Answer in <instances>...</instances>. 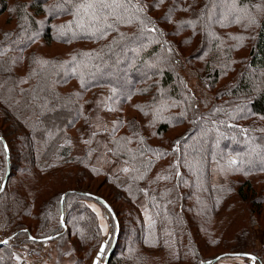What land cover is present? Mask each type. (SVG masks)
Here are the masks:
<instances>
[{"label": "trees", "instance_id": "16d2710c", "mask_svg": "<svg viewBox=\"0 0 264 264\" xmlns=\"http://www.w3.org/2000/svg\"><path fill=\"white\" fill-rule=\"evenodd\" d=\"M205 2L206 0H185V3H180L175 0L174 3V0H164L159 3L158 0H135L134 8L142 5V10L136 13L137 19H134L138 28L135 36H138L143 28L144 37L149 39L150 43L153 41L152 47L140 55L137 66L153 64L162 69L161 61L165 60L170 64L165 71L158 70L154 75H162L160 87L168 94L165 95V100L175 102L177 107L181 106L182 116L179 123L172 122L173 125L181 124L188 130L178 140L179 143L176 142L179 147L191 148L197 138L198 141L207 139L212 143L217 139L219 149L231 148L237 153L236 156L241 154L243 158L247 146H264V128L259 130V127L251 123L256 117L264 119V11L257 19L255 42L247 56L242 59L239 70L236 69L237 78L227 80L230 83L225 82L224 87L220 85L221 90H217L221 84L220 72L218 69H210L209 72L214 59H205L206 52L199 58L198 52L191 59L188 56L183 58L182 64L193 67L195 64L192 62L197 59L205 62L203 68L195 69L196 76L201 77L207 73V78L211 79L207 87V91L211 93L203 95V103L206 106L203 110L200 107L202 104L190 105L183 92L184 80L177 75V65L182 59H178L179 51L173 48L171 43L174 32L165 24L173 18H178L179 22L189 17L192 18L189 22L196 24L187 29L200 34L202 28L198 26L197 19L201 17L200 11ZM250 3L246 1L244 7ZM58 4L69 6L62 12L52 13L44 29L40 28L37 17L47 15ZM212 4L211 0L206 8L210 10ZM78 9L77 0H29L13 3L9 0L0 1V16L7 13L8 23L14 19L12 29H0V51L4 53L0 56V64H3L5 69L0 72V84L3 85L0 87V124L6 126L3 128L0 125V157L3 155L7 163L8 153L4 140L12 163L10 176L15 169L14 147L10 135L17 136L27 144L28 154L25 179L20 183V188L25 194L12 190V179L10 182L8 180L9 185L7 183L8 186L0 193V234L2 231L9 232L7 238H11V242L0 244V264H18L15 252L25 249L29 250V258L38 257L42 252L41 248L52 242H57L59 247H68V255L72 256L73 264H83L93 252L97 255L103 241L99 239L100 227L96 214L83 204L84 211L79 209L84 213L82 223L80 221L76 227L69 223L73 211L71 198L94 201L105 207L103 203L87 195L99 197L111 207L114 226L118 227L115 229V233L119 231L118 242L108 264H216L214 260L222 255L247 254L257 257L250 252L252 226L258 223L255 216L262 214L264 201L263 195L256 196L257 191L251 179L225 181L219 186H213L209 182L213 159L206 160L205 164L203 159H197L198 164L194 165L196 152L191 151V164L185 167L177 161L176 150L170 153L167 149L149 145L148 140L141 134L137 136L140 140L133 146L125 136L115 154L113 150L116 146L112 147L111 154L114 157L116 155L127 160L128 171L122 176L111 177L93 168L87 151L83 156L74 154L69 131L82 121L86 123V115L83 113L79 97L91 89L100 90L105 86L116 85L106 80L89 81L85 74L95 72L104 65H114V61L121 52L123 53L124 46L129 43L124 30V25L128 22L114 23L111 29H105L107 36L103 38L79 35L76 33L77 25L81 21L87 25L88 16L83 9H79L77 14ZM57 13H61L58 18L69 17L70 20L54 27ZM139 18H145L149 23L142 24ZM109 22L112 23L111 20ZM177 26L180 27L178 24ZM153 27L156 29L154 32L150 31ZM61 30H68V35L62 36ZM69 30L75 32L69 33ZM42 39L49 45L54 41L64 46L68 44V64H64L63 59H46L36 48L38 41ZM81 41L101 43V47L90 51L81 50L78 48ZM201 43L197 45L198 51L202 52L205 43ZM176 45L180 49L184 43L177 42ZM131 72L136 76L135 70L131 69ZM151 80L137 77L130 86V93L122 96L119 89L111 90L114 92L112 98L117 100L123 109L146 117L150 109L161 101L158 93L152 90L153 85L146 87ZM72 82L79 85L80 90L74 87L68 90L66 87ZM234 118L238 121H249L251 125L247 129L230 123ZM12 120L13 125L7 127ZM117 123L137 127L135 133L141 132L139 127L143 124L141 120L130 115L120 117ZM170 126L168 122L160 125L161 133H166ZM201 133L206 137L201 138ZM186 152H190V149ZM202 155L207 156L205 153ZM243 162L244 160L238 161L235 169L229 167L225 172H236L235 177L246 175L241 171ZM199 163H202V166ZM74 169L79 170L81 175L88 172L93 177H103L108 185L123 194L132 204L136 219L134 216V219L130 218L125 222L121 211L117 210L110 199L85 190L80 186L82 182L76 177L71 188L64 192L66 188L62 187L74 180L70 177L77 175ZM252 173L256 174L253 171ZM193 174H198V177ZM58 185H61V188ZM57 186L58 195L43 202L39 201L38 196L47 195ZM142 196H145L148 207L152 209L151 217L154 220L149 219V224L145 223L146 220L139 211L138 202ZM116 199L120 200L121 196ZM69 201L71 204L66 222ZM28 218L33 222H28ZM63 221L66 228L62 224ZM126 229L131 235L128 249V245H124L123 236ZM47 238L52 240H43ZM30 246L37 248L32 249ZM207 248L221 252L210 258L204 254ZM257 258L260 261L259 257ZM93 261L90 264H93Z\"/></svg>", "mask_w": 264, "mask_h": 264}, {"label": "rangeland", "instance_id": "374dc122", "mask_svg": "<svg viewBox=\"0 0 264 264\" xmlns=\"http://www.w3.org/2000/svg\"><path fill=\"white\" fill-rule=\"evenodd\" d=\"M9 1L13 3L14 1L24 2L29 0ZM179 1L180 3H185V0ZM246 1L249 3L251 2V0H235V3L231 5V7L236 10L234 11V14L223 17L219 15L220 9H218V7L214 3L211 5L210 10H208L206 7L209 6L211 0L210 2L206 0V2L203 3L202 10L200 11L201 17H199V20L197 19L198 26H201L202 28L200 34L198 35L197 32L195 33L190 29H187L190 25L196 24L189 22V20L192 18L187 17L185 21L179 22H177L178 18H173L170 20V22L168 21V23L165 24L166 27L174 32L171 38V43L173 44V48L179 51L178 59H182L181 63L177 65V75H179L184 80V86H181L184 87L183 92L188 98L190 105L197 106L199 104H202L200 105V107L201 109L205 110L206 106L205 103H203V95H208L211 93V91H207V87L209 85L208 82L211 79L207 78V73H205L201 77L196 76L195 69H201L204 67L203 63L205 62H203L202 59H197L196 61L192 62L195 64V66L193 67V65L191 66L188 64H182L184 62L183 58H185L186 56L191 59L198 52V56H196L197 58H199L200 55H204L206 52L205 59H214V62L210 65L209 72L210 69H218V71L220 72L221 84H219L218 87L227 82V80H233L237 78L238 75H236V69L238 68L239 70L242 59L247 56L249 50L255 42L258 31V28L256 26V24H258L257 19L260 17L259 14L264 11V0H253L249 6L244 7ZM63 5L64 7L62 6V4H58L56 5V7L54 6V8H52L50 13H48L47 15L44 14L43 16L37 17L38 21L40 22V28L44 29L45 23L52 13L62 12L69 6L68 4ZM212 10H214V15L212 14ZM60 14L61 13H57V20L53 22V25H55L54 27L66 24V22L70 20L69 17L68 19H65V17L58 18ZM161 14L162 12L157 15L159 16ZM177 24L180 25V27L177 26ZM175 25L177 27H175ZM13 26L14 19L12 18L11 22L8 23L7 13L0 16V29L9 30L12 29ZM124 26V30L126 31L127 36L126 39L129 41V43L124 46V50H122L123 53L121 52L119 56L120 58L118 57L114 61V65H104L100 69L97 68L98 70H96L95 72H89L85 74V77L89 81L106 80L116 85L115 87L105 86L100 88V90L91 89L90 91L85 92L81 97H79L81 107L83 108V113L86 115L84 118L86 123H83L82 121L77 124L74 129H71L69 131L72 145L75 151L74 154L83 156L87 152H89V158L91 159V166L93 168L103 171L111 177L122 176L126 173L125 171H123V169H128L127 163H125V161L127 160L122 159L121 157L116 155L114 157L111 154L112 147L114 148V145L117 147H115L113 150L115 154V152L119 149L120 142L124 139L125 136L129 139L130 145L133 146L140 140V138L137 136L141 134L143 137H145V139L148 140L147 143L149 145L161 149H167L170 153H173L174 150H176L177 152L175 153V157L177 161H179V163L184 165L185 167H188L191 164V151L196 152V155L194 156H196L197 158L195 159L194 165L198 164V162H196L197 159H203L204 164L206 160L213 159L214 161L211 163L209 173V182L213 186H219L225 181L232 182L234 180L237 182L239 179H251L257 191L256 196L260 197L261 195H263L262 197L264 201V146H247L243 158L241 154H238V156H236L237 153H235L231 148H227L224 150L219 149L217 139L214 141V143H212L207 139L198 141L197 138L191 148L190 146H184L182 148L181 146L179 147L176 142L180 138H182L183 135L188 131L185 126H182L181 124L173 125L172 123L173 121L179 123L182 116L180 112L181 106L177 107L178 104H175V102L172 101V103H170L165 100L164 97L168 94H165L166 92H164L160 87V80L162 78V75H154V72L157 73L158 70L165 71L167 67H170V64L167 63V61L163 60V62L161 61L162 69L158 66H154L153 64H144L143 66L138 67L137 62L140 58V55H142L144 51L149 50L152 47L153 41L152 43H150L151 41L145 38L142 40V42L136 41L135 43H133L132 38L135 37V33L138 30V28H136L135 21L132 20ZM91 27L93 26L89 24H87L83 29L77 26L76 33H79V35L81 36H99L97 28ZM70 32L74 33L75 31L69 30V33ZM86 33L89 35H87ZM93 33L96 34L93 35ZM60 34L62 36L65 34L68 35V30L65 32L64 30H61ZM106 36L107 35H104V37ZM177 42H183L184 45L181 46L180 49H178L176 45ZM198 43H205L202 52L198 51ZM60 44L61 43H57L54 41V43L49 45L42 39L38 41V45L36 46V48L41 54H43L44 57H46V59H51L54 61L63 59V63L68 64V61L70 60L68 59V44H66L65 46ZM100 47L101 43L85 41H81L78 43V48L86 51L99 49ZM71 54L73 55V51H71ZM133 64L134 66H132ZM131 69L135 70L136 76H134L132 72L130 73ZM18 71L20 72V70ZM234 72L236 76L233 75ZM137 77L141 79L148 78V80L152 79L146 84V87H151L153 85L154 87L152 88V90L156 91L158 93V97L161 99V101H159L155 105V107L152 108V110L150 109V112L147 113L146 117L141 116L137 112L123 109L121 104H119L117 100L112 98L114 92H112L111 90L119 89L122 96L130 93V86ZM78 86L79 85L72 82L66 88L69 90L71 87H74L75 89L80 90V86ZM140 87L141 84L137 89L139 90ZM179 88L181 89V87ZM221 89L222 87L218 88L217 90ZM183 92L181 90L182 95ZM128 115L142 121L143 124H140L141 127H139L141 128V132L135 133L137 127L130 126L128 124L121 125L117 123L120 117H126ZM254 121L256 122L253 123ZM165 122L170 123L171 126L168 128V131L166 133L162 134L159 126ZM230 123L247 129L251 125L249 121H238L235 118L232 119ZM251 123L255 127H259V130H262L264 128L263 118L256 117L251 121ZM0 125L3 128L6 127L5 124ZM11 125H13V120L12 123H9V125H7V127H11ZM77 131H80V133L78 134ZM204 136V134H200L201 138H204ZM10 139L12 140L11 142L14 147L13 164L15 166V169L13 171V174L10 176L9 182L12 179V190L15 189L18 193L25 194L22 188H20V183L25 179L24 171L28 160L26 148L27 144L23 142L22 139H19L14 135H10ZM166 141H168V143ZM86 143L89 145L86 146ZM166 143L167 145H165ZM230 147H232V145ZM189 149L190 152H186ZM202 153L207 154V156L204 157ZM233 160L236 161L235 164L231 163V161ZM240 160H244L241 171L245 172L246 175L242 174L239 175V177H235L236 172H225V170H229V167L235 169L237 166V162ZM7 163L4 156L2 155L0 157V184H3L2 182L7 175ZM200 165L202 166V163ZM195 170L198 171L197 169ZM74 171H76L77 175H73V177H70V179H74V177H76L77 180L82 182L80 186L85 190H88L94 194L104 195L105 197L110 199L117 210L121 211L125 222H128L130 218L134 219L135 213L134 209H132V204L128 202L125 197H123V194L118 192L114 187L108 185L104 181L103 177H93L87 171L86 172L88 174L85 173L83 175H81V172H78L79 170L74 169ZM252 171L256 174L252 175ZM193 176L198 177V174H193ZM74 181L75 179L70 180L67 185H64L62 187V189L66 188L64 192H66L69 187L71 188V185L74 183ZM58 186L61 188V185ZM58 186L55 190H52L47 195L38 196L39 201L43 202L45 200H48L49 197L58 195ZM120 196L121 199L117 200L116 198ZM70 201L73 202V211L70 214L69 223H73L74 227H76V225H79L81 220H84V213L80 212L82 210H79L83 209L84 211L85 206L83 204L87 205L96 214L100 227L99 239L103 242H107L108 244L106 253L100 261V264H104L105 257L114 244V238L117 233H115V229L118 228L117 226L116 228L114 226V221L112 219L113 216L110 212H108L106 207L99 205L97 202L82 200L81 198L79 200L71 198ZM70 201L66 211V222H68V210H70L69 207L71 204ZM138 204L140 206L139 211L143 215L142 218H145V223L147 222L146 224H149V219L151 221H153L154 219L151 217L152 209L148 207L145 196H142ZM255 218L258 220V223H256L255 226H252V250H250V252L256 254L257 257H259L260 261L257 260L256 264H264V202L262 204V214H259L258 216L256 215ZM131 221L134 222V220L132 219ZM28 222H33V220L28 218ZM64 227L66 228V226ZM58 229L61 230L59 226ZM8 235L9 232L6 233L5 231H2L0 234V239L3 240L6 238L4 241L8 240L9 243L11 242V238H7ZM123 236L124 245H128L126 248L128 249L129 243L131 242L130 232L126 229L125 235ZM73 241H75V238H73ZM29 248L36 249L37 247L30 246ZM41 250L42 252L38 254V257L34 256L33 258H29L27 256V252H29L28 249L17 251L15 252V260L18 264H26L25 262H27L28 264H73V258L72 256L68 255L67 246L59 247V245H57V242H52L51 244L42 247ZM219 252L221 251L212 248H207V250H204V254H206L210 258L215 257ZM121 253L122 250L120 251L119 256L121 255ZM95 257L96 255L93 252V254L86 258L83 264H90ZM216 264H253V262L249 259L238 257L223 258Z\"/></svg>", "mask_w": 264, "mask_h": 264}, {"label": "snow or ice", "instance_id": "6c2138e0", "mask_svg": "<svg viewBox=\"0 0 264 264\" xmlns=\"http://www.w3.org/2000/svg\"><path fill=\"white\" fill-rule=\"evenodd\" d=\"M79 4V9H83L88 16V24L95 27L96 25H100L99 28H97V32L99 33V36L97 38H103L105 35V29H111L114 26V23H120V22H131L134 19H137L136 13L142 10V5L139 7L134 8V2L135 0H77ZM159 3H163L164 0H158ZM212 2L220 9L219 15L223 17H227L229 15L234 14V10L231 5L235 3V0H212ZM175 3V0H174ZM227 6V7H222ZM155 7V5H153ZM79 9L77 14H79ZM174 10V8L172 9ZM186 10V9H185ZM171 14V10L169 15ZM237 18V17H234ZM140 22L142 24H147L149 21H147L145 18H139ZM112 21L110 23L109 21ZM78 27L85 28L86 25L83 21L79 22ZM150 31H156V29L153 27L150 29ZM96 33H93L95 35ZM144 29H140V34L138 36H135L132 38V42L135 43L136 41H141L144 39ZM4 53L0 51V56H2ZM75 59V58H74ZM3 64H0V72L4 71ZM3 85L0 84V87ZM247 131V130H242ZM87 142V141H86ZM179 143V141L177 142ZM127 163V161H125ZM232 164H235L236 161H231ZM123 171L127 172L128 169L124 168ZM159 179V177H158ZM3 185L0 184V191H3ZM63 199V198H61ZM0 243H7V241H0ZM104 254V248L103 245L101 246L100 251H98L97 256L101 257ZM253 261L255 260L254 257H252ZM94 264H100V261L97 260L94 262Z\"/></svg>", "mask_w": 264, "mask_h": 264}, {"label": "water", "instance_id": "95a60500", "mask_svg": "<svg viewBox=\"0 0 264 264\" xmlns=\"http://www.w3.org/2000/svg\"><path fill=\"white\" fill-rule=\"evenodd\" d=\"M3 142H4V147H5V149H6L7 153H8V156H7V161H8V163H7V175H6V177H5L4 181H3V184H2V185L4 186V187H3V191H4L5 188H6V186H7L8 180H9V178H10V174H11V162H10V156H9L8 146H7V144H6V142H5L4 140H3ZM3 191H0V193H2ZM65 196H66V195H64V197H65ZM87 196H88V197H92V198L96 199L97 201L103 203V205L106 207V209L108 210V212H110L111 214H113L111 207H110L106 202H104L102 199H100L99 197H96V196H92V195H87ZM62 224L65 226L64 222H63ZM118 238H119V231H117V233H116V235H115V238H114V244H113L111 250L109 251V253H107V255H106V257H105V262H104V264H108V262H109V260H110V258H111V256H112V254H113V252H114V250H115V248H116V245H117V242H118ZM43 240H44V241H49V240H52V238H47V239H43ZM6 241H7V243H8V240H6ZM7 243H6V244H7ZM0 244L3 245V244H5V243H0ZM102 245H103V248H104V254H103V256H101V257H98V256L96 255V257H95V259H94V261H93V264H94V262L97 261V260L101 261V259L104 257V255H105V253H106V250H107V247H108L107 242H103ZM102 245H101V246H102ZM100 249H101V247H100ZM100 249H99V251H100ZM226 257H234V258H238V257H240V258H246V259L251 260V261L253 262V264H256V261L258 260L257 257L254 256V255L235 254V255H222V256L218 257L217 259H215L214 262H218V261H220L221 259L226 258ZM252 257L255 258L254 261H253Z\"/></svg>", "mask_w": 264, "mask_h": 264}, {"label": "built area", "instance_id": "2783aa9c", "mask_svg": "<svg viewBox=\"0 0 264 264\" xmlns=\"http://www.w3.org/2000/svg\"><path fill=\"white\" fill-rule=\"evenodd\" d=\"M26 264H28L27 262H25Z\"/></svg>", "mask_w": 264, "mask_h": 264}]
</instances>
